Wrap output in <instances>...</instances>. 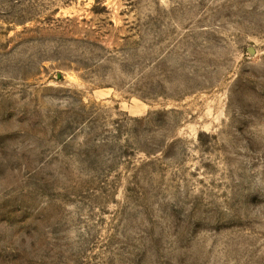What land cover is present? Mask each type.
<instances>
[{
	"label": "rangeland",
	"instance_id": "374dc122",
	"mask_svg": "<svg viewBox=\"0 0 264 264\" xmlns=\"http://www.w3.org/2000/svg\"><path fill=\"white\" fill-rule=\"evenodd\" d=\"M0 264H264V0H0Z\"/></svg>",
	"mask_w": 264,
	"mask_h": 264
}]
</instances>
